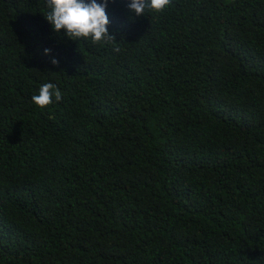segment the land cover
I'll list each match as a JSON object with an SVG mask.
<instances>
[{
  "label": "trees",
  "instance_id": "trees-1",
  "mask_svg": "<svg viewBox=\"0 0 264 264\" xmlns=\"http://www.w3.org/2000/svg\"><path fill=\"white\" fill-rule=\"evenodd\" d=\"M130 2L0 0V264H264V0Z\"/></svg>",
  "mask_w": 264,
  "mask_h": 264
},
{
  "label": "clouds",
  "instance_id": "clouds-1",
  "mask_svg": "<svg viewBox=\"0 0 264 264\" xmlns=\"http://www.w3.org/2000/svg\"><path fill=\"white\" fill-rule=\"evenodd\" d=\"M173 0H131L128 4L129 10L135 16L145 15L146 10L157 13L164 12ZM49 9L44 13L46 20L52 25L55 33L63 32L65 37L72 40L90 39L93 44L111 42L116 40L115 36L109 34L111 23L107 14L108 0H46ZM119 51V48L115 49ZM45 49V52H50ZM52 63L59 61L53 59ZM62 99L60 88L51 82L44 83L39 88V94H34L33 102L44 108Z\"/></svg>",
  "mask_w": 264,
  "mask_h": 264
}]
</instances>
